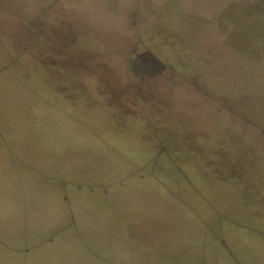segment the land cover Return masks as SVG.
Returning <instances> with one entry per match:
<instances>
[{
	"label": "rangeland",
	"instance_id": "1",
	"mask_svg": "<svg viewBox=\"0 0 264 264\" xmlns=\"http://www.w3.org/2000/svg\"><path fill=\"white\" fill-rule=\"evenodd\" d=\"M0 45V264L22 247L25 264H264V152L228 127L240 117L264 131L263 115L211 101L222 128H206L189 104L119 99L88 70L52 77L26 37ZM203 59L200 81L235 80L219 40ZM68 231L94 254L76 260Z\"/></svg>",
	"mask_w": 264,
	"mask_h": 264
},
{
	"label": "water",
	"instance_id": "2",
	"mask_svg": "<svg viewBox=\"0 0 264 264\" xmlns=\"http://www.w3.org/2000/svg\"><path fill=\"white\" fill-rule=\"evenodd\" d=\"M25 37L38 68L52 77L72 78L64 69L74 67L88 70L119 99L132 102L134 92L161 108L189 104L206 128H222L211 101L226 114L264 116V85L258 81L264 70V0H0V43L16 50ZM215 39L236 59L235 80H226L221 91L196 74ZM116 52L123 55L116 59ZM242 61L250 66L244 69ZM54 64L57 71L50 68ZM184 67L193 70L189 77L180 72ZM209 116L215 123L207 122ZM237 120L243 124L228 126L235 139L264 152V131Z\"/></svg>",
	"mask_w": 264,
	"mask_h": 264
},
{
	"label": "trees",
	"instance_id": "3",
	"mask_svg": "<svg viewBox=\"0 0 264 264\" xmlns=\"http://www.w3.org/2000/svg\"><path fill=\"white\" fill-rule=\"evenodd\" d=\"M66 238L68 239L69 244L72 246V248L74 250L73 253H74V256H75L74 258L76 260L77 259L81 260V259L85 258L86 257L85 254H89V253H90V255L94 254L93 251H92L93 249L90 246H88V244L86 242H84V237L82 236V234L80 232H78V231H68ZM84 243H85V245H84ZM90 249H92V250H90ZM49 250H51V248H49ZM53 251L54 250H51L48 253L53 252ZM27 252H28V247H22L20 249V251H18L16 253V254H18L17 256L19 258H17L15 260V262L17 264H25V261L24 262H21V261H22V258H25V255H27ZM82 256H84V257H82Z\"/></svg>",
	"mask_w": 264,
	"mask_h": 264
}]
</instances>
